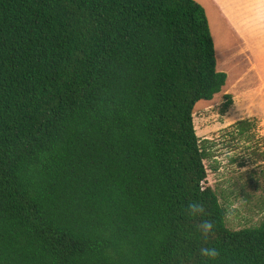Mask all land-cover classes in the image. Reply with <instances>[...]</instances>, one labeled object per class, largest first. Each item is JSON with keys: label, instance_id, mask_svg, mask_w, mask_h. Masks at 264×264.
Listing matches in <instances>:
<instances>
[{"label": "trees", "instance_id": "16d2710c", "mask_svg": "<svg viewBox=\"0 0 264 264\" xmlns=\"http://www.w3.org/2000/svg\"><path fill=\"white\" fill-rule=\"evenodd\" d=\"M226 81L195 0H0V264H264L194 124Z\"/></svg>", "mask_w": 264, "mask_h": 264}, {"label": "rangeland", "instance_id": "374dc122", "mask_svg": "<svg viewBox=\"0 0 264 264\" xmlns=\"http://www.w3.org/2000/svg\"><path fill=\"white\" fill-rule=\"evenodd\" d=\"M195 1L205 9L215 35L212 9L205 0ZM217 43V69L227 74L226 85L211 101L196 104L194 124L210 154L207 186L226 209L228 228L240 230L264 222V81L255 78L264 76V64L251 71L245 64H227L223 70L227 52L218 38ZM242 121L250 124L245 132Z\"/></svg>", "mask_w": 264, "mask_h": 264}, {"label": "crops", "instance_id": "0c3cea01", "mask_svg": "<svg viewBox=\"0 0 264 264\" xmlns=\"http://www.w3.org/2000/svg\"><path fill=\"white\" fill-rule=\"evenodd\" d=\"M205 1L213 11L214 44L218 38L227 52L222 69L227 70V64L241 63L247 65L249 71L258 70V65L264 64V0ZM255 78L264 81L262 75Z\"/></svg>", "mask_w": 264, "mask_h": 264}, {"label": "clouds", "instance_id": "9594fccd", "mask_svg": "<svg viewBox=\"0 0 264 264\" xmlns=\"http://www.w3.org/2000/svg\"><path fill=\"white\" fill-rule=\"evenodd\" d=\"M205 208L200 202H192L187 207V212L191 216H201L205 214ZM215 225L210 221H203L197 225V228L204 237L213 234ZM200 253L202 256L215 260L219 255V251L215 248H201Z\"/></svg>", "mask_w": 264, "mask_h": 264}]
</instances>
